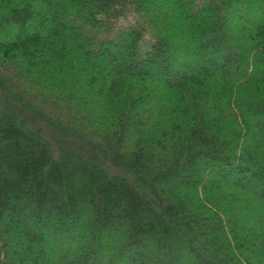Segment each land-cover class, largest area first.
Instances as JSON below:
<instances>
[{
    "label": "trees",
    "instance_id": "obj_1",
    "mask_svg": "<svg viewBox=\"0 0 264 264\" xmlns=\"http://www.w3.org/2000/svg\"><path fill=\"white\" fill-rule=\"evenodd\" d=\"M0 264H264V0H0Z\"/></svg>",
    "mask_w": 264,
    "mask_h": 264
},
{
    "label": "rangeland",
    "instance_id": "obj_2",
    "mask_svg": "<svg viewBox=\"0 0 264 264\" xmlns=\"http://www.w3.org/2000/svg\"><path fill=\"white\" fill-rule=\"evenodd\" d=\"M21 33H22V31H19V33H18V34L20 35Z\"/></svg>",
    "mask_w": 264,
    "mask_h": 264
}]
</instances>
